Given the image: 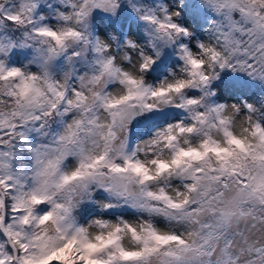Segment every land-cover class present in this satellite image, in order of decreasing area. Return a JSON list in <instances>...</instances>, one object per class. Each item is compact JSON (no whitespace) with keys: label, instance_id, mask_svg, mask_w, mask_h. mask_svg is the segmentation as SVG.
Masks as SVG:
<instances>
[{"label":"snow or ice","instance_id":"1","mask_svg":"<svg viewBox=\"0 0 264 264\" xmlns=\"http://www.w3.org/2000/svg\"><path fill=\"white\" fill-rule=\"evenodd\" d=\"M0 264H264V0H0Z\"/></svg>","mask_w":264,"mask_h":264}]
</instances>
